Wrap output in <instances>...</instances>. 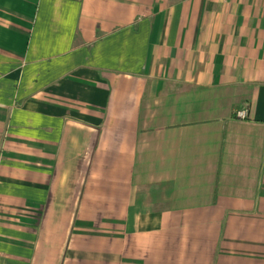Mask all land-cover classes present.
Here are the masks:
<instances>
[{
  "label": "crops",
  "instance_id": "obj_1",
  "mask_svg": "<svg viewBox=\"0 0 264 264\" xmlns=\"http://www.w3.org/2000/svg\"><path fill=\"white\" fill-rule=\"evenodd\" d=\"M0 264H264V0H0Z\"/></svg>",
  "mask_w": 264,
  "mask_h": 264
},
{
  "label": "built area",
  "instance_id": "obj_2",
  "mask_svg": "<svg viewBox=\"0 0 264 264\" xmlns=\"http://www.w3.org/2000/svg\"><path fill=\"white\" fill-rule=\"evenodd\" d=\"M231 119L234 121H243L244 120V114L242 111H235L231 113Z\"/></svg>",
  "mask_w": 264,
  "mask_h": 264
}]
</instances>
